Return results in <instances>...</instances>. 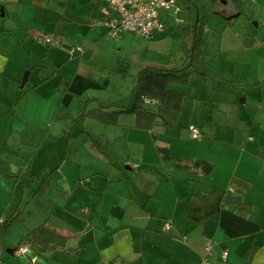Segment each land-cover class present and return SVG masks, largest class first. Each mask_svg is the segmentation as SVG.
Returning <instances> with one entry per match:
<instances>
[{"label": "crops", "instance_id": "crops-1", "mask_svg": "<svg viewBox=\"0 0 264 264\" xmlns=\"http://www.w3.org/2000/svg\"><path fill=\"white\" fill-rule=\"evenodd\" d=\"M246 1L238 13L229 0L219 2L237 16H224L219 30L204 25L210 70L243 86L216 91V82L207 91L200 79L204 93L192 94L189 108L183 94L174 126L145 130L133 114L117 125L79 121L81 129L71 120L80 96L99 98L113 80L129 77L131 64L172 60L134 63L127 37L101 23L104 0H0V159L8 163L0 170V220L23 216L0 239V264H33L31 254L34 264H201L209 243L211 264H264V160L257 155L264 149V30L249 24L264 23V0ZM120 55L129 62L126 76ZM198 120L199 139L180 133L191 123L199 128ZM39 225L64 235L65 249L19 243ZM20 244L29 246L26 256H15ZM250 245L256 250L247 261Z\"/></svg>", "mask_w": 264, "mask_h": 264}, {"label": "trees", "instance_id": "trees-1", "mask_svg": "<svg viewBox=\"0 0 264 264\" xmlns=\"http://www.w3.org/2000/svg\"><path fill=\"white\" fill-rule=\"evenodd\" d=\"M187 14L186 25L184 26L185 39L187 44L185 56L186 60L182 66H142L137 72L131 93L136 94L130 103L120 105L116 101L103 103L99 98H87L88 101L97 102V107L86 109V96H80L78 114L72 118L71 122L83 121L84 118H92L104 125H117L118 118L122 114H133L134 126L138 129L151 130L157 123L167 126H174L181 110L183 93L169 87L170 84L187 85L189 82L188 68L193 71L201 80H212L221 86H228L231 89L240 88V84L233 81L219 79L208 66L209 50L204 35V24L200 21L201 5L199 0H177ZM212 3L226 0H211ZM240 12L242 0H229ZM235 16L229 17L234 20ZM264 43V37H263ZM132 94V97L133 95ZM142 97L156 100V104L144 106ZM85 103L84 105H82ZM91 145H94L91 143ZM257 155L264 160V149ZM107 157H110L107 155ZM8 163L0 159V170H7ZM23 221L21 213L7 216L0 222V239H3L9 233L12 226L20 224ZM26 242L34 246L39 252H48L52 250H64L66 246V237L54 229H49L39 225L29 230L19 243ZM255 246L250 245L243 254L245 260L250 261L255 253Z\"/></svg>", "mask_w": 264, "mask_h": 264}, {"label": "rangeland", "instance_id": "rangeland-1", "mask_svg": "<svg viewBox=\"0 0 264 264\" xmlns=\"http://www.w3.org/2000/svg\"><path fill=\"white\" fill-rule=\"evenodd\" d=\"M200 5L202 6L200 9V21L208 26L209 28H213L214 30H219L220 26H222L224 23H228V20L224 16L229 17V11H228V6L224 7V4L222 5L223 7H220L219 2H215L216 4H212L211 0H199ZM246 1V0H245ZM248 3V1H246ZM213 5V7H212ZM220 7L221 13L215 12V10H218ZM223 10V11H222ZM186 12L184 10L181 11L180 14L173 15L171 11H166V16L164 17L163 24L165 26V30L160 33H155L154 36L150 39L144 38L140 35H137L133 32H126L124 30H120L118 32V38L121 35H124L127 37V40L129 41L130 48H131V57L133 59V62L136 64L140 63V59L146 57L148 58V61L150 64H157V65H163L166 64V61L172 60V65L174 67H181L183 64V55H185V50L186 47L189 46L190 44H187V40L185 39V34H184V26L186 25V19H185V14ZM223 14V15H222ZM180 19L183 22H180ZM261 19H258L259 22L256 23V20H253L249 22V24L255 29V31L259 34L262 33V30H264V23L260 21ZM220 21L219 27L218 23ZM234 23V22H233ZM236 24H239L237 22ZM235 30V28H234ZM233 31L232 29H229V32ZM234 32V31H233ZM213 33V32H212ZM227 31L223 34L225 35ZM214 36H217V40L220 39V35L217 33H214ZM135 49H139L137 52H134ZM128 56V54H126ZM181 57V59H179ZM186 57V56H185ZM120 59L121 63V70L125 72L123 76H126L128 69L127 67L129 66V62H126L123 65V57L120 55L118 57ZM134 67H133V66ZM92 66H94L92 64ZM123 66V67H122ZM125 66V67H124ZM133 68V72L130 71L129 77L124 81V80H113L111 85H109L106 89H104L102 92L99 93V98L103 101V103L108 102V96L117 98V102H119L120 105L128 104L130 103L131 99L135 100L136 94L131 93L132 91V85L134 83L135 77L133 76L134 71L139 68L138 65L131 64ZM187 71L189 72V82L187 85H170V88H173L174 90L181 91L185 96V107L189 108V104L192 103L193 98L191 97L192 94L194 93H200L201 96L204 93L203 88L200 87L202 85V82L200 81V78L196 75V73L193 71V68H188ZM23 78V75H22ZM22 80V79H21ZM118 81V83L116 82ZM116 82V83H115ZM114 83V84H113ZM204 89L207 91L211 90L213 91V86H217L218 84L212 83L211 81L206 80L204 84ZM222 89H225L222 86H219V88L216 91H221ZM241 89L237 91V94H240ZM221 92L220 94H222ZM105 94V95H104ZM132 94L133 97L131 96ZM23 96V95H22ZM22 96L20 98H22ZM86 96V95H85ZM104 96H107L104 98ZM225 96V94L223 95ZM244 97L243 95L239 97V100ZM87 98H92L89 95L86 96L85 100L87 101L86 103H90L88 107L85 106L86 109H93L94 107H97V102L95 101H88ZM94 102V103H93ZM202 107L204 108L205 105H207V101L204 102V100H200ZM189 103V104H188ZM83 103L82 105H84ZM78 109L76 111V115L78 114ZM184 119V118H183ZM85 120H94L95 122H98L95 119L92 118H84L83 121ZM78 123V122H77ZM100 123V122H99ZM199 125V131L204 130L205 128L203 127V120L197 121ZM79 129L82 128L81 123L75 124ZM197 126V125H196ZM187 129H184L183 127H180V133L185 131L187 135H189V131L187 132ZM25 150V149H24ZM27 154H30L29 151H27ZM34 168V166L32 167ZM35 171V170H34ZM26 179H29L28 176H25ZM30 180V179H29ZM32 182H29L30 185L33 184V182L37 181L38 179L31 180ZM40 184V182H39ZM27 189V188H26ZM25 189V190H26ZM35 190V186L29 188L25 195L30 196L32 195L33 191ZM36 203V202H35ZM22 215V213H21ZM23 217V216H22Z\"/></svg>", "mask_w": 264, "mask_h": 264}, {"label": "built area", "instance_id": "built-area-1", "mask_svg": "<svg viewBox=\"0 0 264 264\" xmlns=\"http://www.w3.org/2000/svg\"><path fill=\"white\" fill-rule=\"evenodd\" d=\"M161 11H171L173 15L181 11L176 0H104V5L101 7V23L108 28L112 36L120 30L133 32L144 38H151L155 33H160L165 30V26L161 20ZM180 22L181 19H180ZM38 43H50L48 37H37ZM71 53L82 52L81 47H72ZM144 104H156V100L142 97ZM190 138L193 140L199 139L201 133L194 124L188 125ZM1 222V220H0ZM170 229L169 223H164L163 230ZM212 243L205 247L204 255L201 264H211ZM29 253L27 244H20L14 249V254L17 257L26 256ZM227 252L222 251L221 258L226 257ZM30 263L38 262V255L31 254L29 256ZM118 264V263H116Z\"/></svg>", "mask_w": 264, "mask_h": 264}, {"label": "water", "instance_id": "water-1", "mask_svg": "<svg viewBox=\"0 0 264 264\" xmlns=\"http://www.w3.org/2000/svg\"><path fill=\"white\" fill-rule=\"evenodd\" d=\"M224 2H225V1H224ZM255 24H256V23H255ZM27 75H28V71H26V72L23 73V78H22V81H21V85H20V87H22L23 84L25 83L26 78H27ZM225 201H226L227 203H230V202H232V201H235V197H233L232 195H226V197H225ZM7 252L10 253V254H12V252L9 251V250H7Z\"/></svg>", "mask_w": 264, "mask_h": 264}]
</instances>
